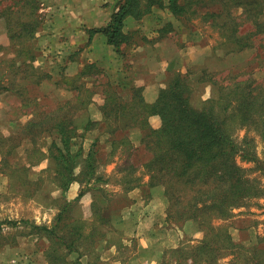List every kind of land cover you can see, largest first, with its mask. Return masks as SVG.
Segmentation results:
<instances>
[{
	"label": "rangeland",
	"instance_id": "374dc122",
	"mask_svg": "<svg viewBox=\"0 0 264 264\" xmlns=\"http://www.w3.org/2000/svg\"><path fill=\"white\" fill-rule=\"evenodd\" d=\"M86 2L90 6L84 9L80 0H73V6L63 7L55 0H0V264H50L49 241L40 234L31 233L28 224L55 226L61 235L67 226L76 223L83 225L85 236L95 231L90 245L82 243L81 254L65 255L70 264H139L152 258L151 264H179L172 249L196 245L202 233L198 221L168 219L163 189L145 186L148 178L143 175L142 164L147 155L139 144L140 132L130 133L134 147L130 151L124 147L113 151L106 134L113 129V122L108 128L101 126L82 138L76 137L73 152L79 147L84 150L79 159H83L90 144L97 141L93 173L82 174L80 171L85 163L78 161L70 174V182L64 180L66 185L60 187L56 162L50 156V143L58 142L57 133H43L40 128L31 130L25 125L45 114H60L55 112L56 108L74 96L71 90H65L67 85L87 62L101 67L112 83L122 82L119 74L134 79L132 63L126 62L125 55L131 51L134 54L131 60L141 63L142 58L132 49L142 45V32L148 33V39L144 37L143 41L149 45L143 58L151 64L154 61L150 48L160 39L155 38L159 32H153L161 27V22L156 21L157 10L148 18L150 21L135 25L134 30H129L131 26L126 23L125 31L134 32V42L127 48L122 46L125 55H120L107 46L100 35L91 43L87 40V30L96 24H88V21L97 15L103 19L101 26L105 25L120 0ZM84 12L85 17L82 16ZM233 13L240 17L241 10L235 9ZM158 17L166 19L164 14ZM216 21L213 24L211 20L192 18L182 21L184 24L177 22L175 28L168 30L174 44L183 50L179 58L184 64L178 70L182 73L188 69L195 71L209 62L208 69L217 73L216 80L230 73L240 79L262 82L264 87V53L257 47L258 37L251 48L231 53L223 61L211 62L209 56L220 55L222 49L217 26L220 20ZM27 23L31 24L29 32H23L21 27ZM247 30L252 31V27L243 22L239 32ZM180 31L183 39L178 34ZM186 35L193 37L189 40ZM195 80L191 78L192 102L200 106L209 97L210 87L197 84ZM102 81L105 78L91 77L87 85L90 88ZM132 82L135 84L134 80ZM102 100L103 96L97 93L85 109L69 111L78 126V134L88 119H101L98 106ZM251 130L236 127L233 137L237 143L244 137L253 139L256 156L263 159L264 135L261 137ZM236 162L263 194L232 209L227 219L210 220L214 228L228 232L233 244L239 245L235 250L229 249L218 264H251L249 259L244 262L248 256L244 249L264 248V176L254 168V163L241 161L239 157ZM96 175H101L102 179L95 181ZM133 178H139V184L134 183L138 187L125 190V181ZM105 206V211H99ZM60 211L62 219L58 220ZM10 221L17 222L16 226L12 227ZM146 238V243H150L148 248L140 249V241ZM62 250L59 249L60 254Z\"/></svg>",
	"mask_w": 264,
	"mask_h": 264
},
{
	"label": "trees",
	"instance_id": "16d2710c",
	"mask_svg": "<svg viewBox=\"0 0 264 264\" xmlns=\"http://www.w3.org/2000/svg\"><path fill=\"white\" fill-rule=\"evenodd\" d=\"M154 8L166 9L179 23L200 17L214 24L219 19L217 26L222 49L220 55L209 56L211 62L223 61L231 53L251 48L257 37V47L264 53V0H120L105 25L87 30L88 43L100 35L107 46L123 55L121 47L134 42V32L123 31L126 19L140 20ZM203 8L205 11H200ZM235 9L241 10L240 17L234 15ZM243 22L248 23L252 31L239 32ZM29 25L23 24L21 30L29 32ZM171 27V23L161 27L157 39L165 37ZM30 59L33 60V56ZM208 63L205 62L195 71L188 69L184 73L179 70L168 73L155 101L147 103L141 86L132 82L128 88H123L120 83H112L95 62H87L71 78L72 83L67 85L65 90H71L74 96L56 108L55 112L60 114H45L25 124L31 130L40 128L43 133H57L58 142L50 143V156L56 162L60 187L70 182V174L78 161L85 163L80 171L82 174L93 173L97 141L94 140L86 156L79 159L84 150L79 147L73 152L76 137L82 138L101 126L108 128L113 122V129L106 132L113 151L120 147L130 151L134 148L130 133L135 130L140 132L139 144L147 155L142 164L143 175L148 178L145 186L148 189H163L168 203V219L198 221L202 233L196 245L172 249L171 253L179 264H218L229 249L239 247L233 244L228 232L214 228L210 220L227 219L232 209L263 194V190L249 179L246 170L237 164L236 158L254 163V168L264 176V157L259 159L256 156L253 139L244 137L241 143H237L233 137L236 127L252 129L261 137L264 135L262 82L240 79L238 75L230 73L216 80L214 76L217 73L208 69ZM91 77L98 80L99 77L105 78V81L92 84L89 88L86 80ZM194 77L197 84L210 87L209 97L200 106L192 102L191 78ZM98 86L103 96L98 106L101 119H88L78 134V126L69 111L85 109L97 94ZM100 179L102 176L96 175L95 181ZM125 183V190L133 189L138 187L139 178L126 180ZM105 209L106 206L99 211ZM62 213L60 211L58 214V220L62 219ZM9 224L14 227L17 222L10 221ZM28 225L31 233L40 234L49 241L47 255L52 257H48L50 264H70L65 255L73 252L81 254L82 243L90 245L95 231L85 236L82 233L83 225L76 223L67 226L65 233L60 235L55 226ZM60 248L63 254H60ZM244 250L248 252L244 262L249 259L251 264H264V248L250 247Z\"/></svg>",
	"mask_w": 264,
	"mask_h": 264
},
{
	"label": "crops",
	"instance_id": "0c3cea01",
	"mask_svg": "<svg viewBox=\"0 0 264 264\" xmlns=\"http://www.w3.org/2000/svg\"><path fill=\"white\" fill-rule=\"evenodd\" d=\"M55 1L62 3V5L60 7H63L64 5L73 6V3H72L73 0H55ZM66 1H70V4ZM80 3H81V8L83 7L84 9H85V7L89 8V6H90V4L87 5L86 0H84V1L80 0ZM155 10H157V12H158V15L156 17V21L158 23L161 22V27L165 26L168 23H171L172 28H175L174 24L178 22L177 19H175V17H173L166 9L161 10V9H157V8L152 9L151 13L145 15L140 20H134L132 18H127L125 21V25H126V23H129V26H131L129 30H134L135 25H142L146 21H150L151 19H148V18L150 16H152V13L155 12ZM159 14H162V15L164 14L166 16V19L161 20L158 17ZM84 15H85V12L82 16L85 17ZM88 15H90V14H88ZM110 16H108V18H110ZM83 22H85V21H83ZM93 23H96L97 25L95 24V25H92L91 27L97 28V27H100L104 22H103L102 18H97V15H95L92 17V19H90L88 21V24H93ZM125 28L126 27L124 26L123 31L125 33H127V31H125ZM186 29L190 30L188 28H186ZM129 30H128V32H129ZM158 31L159 30H155L153 33L158 34ZM182 33L183 32H181V31L178 33L180 35V39H183ZM147 34L148 33H146V32H142V37H146L148 39ZM186 36H188L189 40L191 39L190 37H193L191 35L190 36L186 35ZM155 38L157 39L158 37H155ZM94 39H95V37L92 39V41ZM172 39H173V36L171 35V32H169V33H167V35L165 37L160 38V40L158 42H156L152 45L153 48H150L154 54V58H153L154 61L152 64L148 60H144L145 57L143 58V55H145V50L147 51L146 48H149V47H147V46H149L146 44L147 42H144L143 40H142V45L140 47L136 46L133 48L134 50L132 49V52L136 51L138 53V55L140 56V59L142 58L141 63L140 62L135 63L133 60H131V58L134 56V54L131 53V51H128L127 55H125V51H123V54L126 57L125 58L126 62L132 63V66L134 69V71H133V73H134L133 78L134 79H129V78L126 79L122 74H119L118 75V77L120 78L119 80H121L122 82L117 81V80H116V82L120 83L123 88H128L131 84L130 81L134 80L136 85L142 87V95H143L144 100L147 103H153L157 97L159 88L164 83L163 79L167 76L168 73H171L174 70L178 71V69L181 68V66L184 64L183 63L184 61H182V59L179 58V54L183 53V50L181 48H178L177 45L174 44V40H172ZM87 40H88V36H87ZM127 47L128 46H126V48ZM74 63L77 64V62H74ZM136 65H140V67H137ZM135 67H136V70H135ZM128 80H129V82H128ZM99 89H100V87L98 86L96 88L97 93H99V91H98ZM146 242H147V238H146V240H141L140 244H139L140 245L139 248L144 249V250L147 249L148 248L147 244H150V243H146ZM152 261H153V258L142 261L139 264H151Z\"/></svg>",
	"mask_w": 264,
	"mask_h": 264
}]
</instances>
